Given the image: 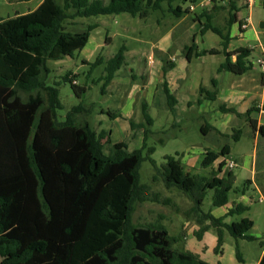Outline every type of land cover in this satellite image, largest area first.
I'll use <instances>...</instances> for the list:
<instances>
[{"label":"trees","instance_id":"16d2710c","mask_svg":"<svg viewBox=\"0 0 264 264\" xmlns=\"http://www.w3.org/2000/svg\"><path fill=\"white\" fill-rule=\"evenodd\" d=\"M163 1L43 0L33 11L0 15V264H212L197 253L175 247L182 236L170 234L161 221H133L137 202L161 201L159 193L151 192V186L140 181L145 160L156 171L154 180H161L167 188L176 187L194 201L188 214L200 223L209 221L195 232L196 236L201 239L214 228L216 252L222 251L226 232L236 240L256 239L247 234L254 225L252 219L225 221L248 207L239 203L220 217L203 208L209 189L213 190V207L230 200L235 175L231 171L220 175L224 160L210 176L191 174L173 155H166L165 162L157 164L152 157L155 147L148 143L154 118L146 103L142 106L144 122H131L132 128L144 131L142 147L134 150H129L125 141L113 143L106 130L97 132L88 118L78 122L76 115L84 109L82 105L74 106L65 121L57 118L62 103L59 89L48 85L49 61L73 56L87 45L99 24L80 19L122 13L142 17ZM184 11L181 6L174 7L176 14ZM202 16L211 17L209 13ZM206 30L222 35L210 23L203 24L201 31ZM227 45L225 38L222 49L198 50L193 43L184 53L191 60L193 56L222 52L226 60L218 70L244 74L252 66V49L228 51ZM126 52L122 45L107 62L101 56L92 64L95 68L106 62L102 91L126 64ZM173 66L169 64L164 72ZM71 74L67 71L64 81L78 96L85 94V86L73 83ZM212 82L215 84L214 79ZM164 88L172 110L177 100L167 82ZM20 91H36L37 95L24 100ZM203 91L211 99L217 96L216 91L201 87ZM223 110L240 115L233 107ZM107 113L112 119L121 116ZM260 132L264 135V125ZM240 133L241 129H236L235 140ZM106 144L110 145L109 153L104 151ZM229 152L228 144L219 152L208 149L202 166H211ZM162 202L169 203L170 199ZM261 244L264 247L263 241ZM237 258L242 261L239 249ZM258 264H264V253Z\"/></svg>","mask_w":264,"mask_h":264},{"label":"rangeland","instance_id":"374dc122","mask_svg":"<svg viewBox=\"0 0 264 264\" xmlns=\"http://www.w3.org/2000/svg\"><path fill=\"white\" fill-rule=\"evenodd\" d=\"M36 1L0 0V15L8 17L15 16L18 10L28 11V9L35 6ZM103 1L107 3L109 0ZM225 2V5H227L229 0H225ZM172 3L174 7L180 4L184 9L192 4H195L196 7L193 11L186 12V18L182 21L181 18L169 11L170 2L168 0L162 2L164 11H151L145 18L133 17L128 13H122L99 15L91 17V19H80L84 23L99 24L92 31L87 45L83 49L76 51L73 56L49 61L51 73L49 74L48 85L59 89V97L62 103V108L57 110L58 120L65 121L68 112L74 106L82 105L84 109L76 115L78 122H82L84 117L88 118L92 128L97 132L101 130L111 132L113 143L125 141L131 150L141 148L144 141V131L139 128L134 129L131 126V122L136 124L144 122L141 104L136 102L138 95L143 93L138 84H144L150 75L153 77L159 75V81L162 83L160 70H156L158 68L155 69L154 65H150L148 61L149 56L153 55V53L155 57L161 54L158 46L165 40L171 43L170 48L165 49V54L168 55L170 52L169 54L176 58L174 68L168 73L172 78L184 79L188 77L189 79L199 80L203 84L211 85L212 79L216 77L219 80L217 87L219 93H221L223 87L228 88L233 80L241 79L240 76L238 77L231 72H217L219 65L224 61L223 55L208 54L199 58L192 57L193 60L191 62L187 61L182 48L184 45L190 46L193 44V35L196 32H198L196 43L200 50L212 47L219 48L221 47L219 44L222 39L212 31H208L203 35L199 22H193L192 18L195 15L202 12L203 9L211 8L209 5H205L206 0H173ZM219 5L221 6L222 2ZM247 11L242 9L240 16H246ZM252 16L253 27L261 31V39L238 37L233 39L232 45L234 47L241 45L255 47V51L249 58L253 63L251 72L256 75L255 78L258 80L256 91L259 96L262 88L263 71L257 64V59L261 56L260 45L264 48V30L260 28V22L264 21L263 4L258 3L255 5ZM189 25L191 26L189 27ZM188 27L190 29L189 33L186 32ZM169 30H172L173 33L163 39L164 33L166 34ZM107 37H110V39L106 43ZM94 43L101 46L90 52L95 46ZM122 45L126 46L127 49V62L118 71L117 76L114 77V90L118 91L119 95L123 93L124 98L126 93H128L125 99L122 96H111V93L102 91L103 80H101V77L105 74L104 68L107 59L112 57ZM101 56L106 59V62L94 68L92 64ZM69 70L72 72L70 77L73 79V83L85 86L87 89L85 94L78 96L74 93L71 84L64 81V75ZM143 77H146V79ZM121 82L129 83L128 91ZM186 85L190 88L189 80ZM188 94L193 98L192 93ZM19 95L24 100H28L29 98H34L37 93L36 91H20ZM212 102L216 106V110L213 111L214 115L211 118L206 117L205 120L214 125V131L208 134L200 129L201 122H203L200 118L196 116L190 118V115L186 116L187 121L185 119L179 121L178 115L174 112L172 113L167 108V105L163 107L161 105H152L149 113L154 118V125L151 127L152 133L149 134L148 140L149 145L155 147L152 157L158 165H161L165 162L166 155H173L181 159L186 170L191 174L210 176L213 172L212 169H205L201 166L196 168L197 155L206 148L219 151L224 144H229L231 152L230 155L225 156V161L228 162L229 159H233L237 162V166L232 170L224 168V171L228 173H222V175H228L230 171H234L236 176L234 190L230 192V203L236 200L249 206L247 212L242 215H235L233 220H240L243 217L251 218L256 223L254 230H251V234L260 238L240 241L226 232L222 251L216 252L217 233L215 229L210 228L201 239L196 236L195 232L200 226L196 223V217L188 214V211L194 206V201L175 187H165L161 180L153 181L154 168L149 160H145L141 164L140 181L148 183L151 186V192L159 193L161 201L147 200L137 202L132 218L135 223L139 224L161 221L169 228L170 234L182 236L179 244H175V247H180V243H182L184 250L197 253L202 259L212 262V264H256L262 251L261 242H264V135L258 132V135L255 136L254 127L249 120L244 119V116L239 117L235 115L236 113L231 114L221 109V100L214 99ZM135 104L136 106L134 107ZM109 109L118 111L122 115L124 114L123 119H112L107 113ZM230 115H232L233 119L230 118L225 122V116ZM217 119L225 122V125H217L215 123ZM261 121L264 123V118ZM236 129H241L240 137L237 141L234 139ZM217 131L221 134H217ZM109 150L110 145L106 144L105 153H109ZM221 158L223 159V157ZM254 158L257 161L256 171L253 170L252 165ZM215 166H217V162ZM192 167L195 169H192ZM253 172H256L255 176ZM254 178L256 183L259 184V188L252 185L243 191L247 180H254ZM212 195L213 190L209 189L203 208L205 211L211 210L213 215L218 216L225 210L222 207L212 206ZM165 198H169L170 202H162V199ZM237 249L240 251L242 261L237 258Z\"/></svg>","mask_w":264,"mask_h":264},{"label":"crops","instance_id":"0c3cea01","mask_svg":"<svg viewBox=\"0 0 264 264\" xmlns=\"http://www.w3.org/2000/svg\"><path fill=\"white\" fill-rule=\"evenodd\" d=\"M29 1H31V0H29ZM21 2H24V1H21ZM42 2H43V0H37L35 6L33 8L28 9V11H25L23 9L22 10H18V11H16V14H18V13L22 14V13H27V12L33 11ZM220 2H222L221 6L219 5ZM225 3H226L225 0H206L205 5L206 6L209 5V7H211V8L210 9H208V8L207 9H203L202 12H200L197 15H195V17L192 18L194 20L193 22H199V24L201 25V27H200L201 29H202L204 23H210L211 25H213L214 27H218L222 31V35H219V34L215 33L212 30H206L205 32L201 31L203 35H205L208 31H212V32H214L215 34H217V35H219L221 37L222 40H221V42L219 44V46H221V47H219V48L212 47V48L222 49V41L225 38L227 40V42H228V45H227V50L228 51H234V50H236L239 47H248V48L252 49V52H251V55H252L253 52L255 51V47H253V46L252 47H250V46H242V45L238 46V47H234L232 45V41H233V39H236L238 37L239 38L255 37L258 40L261 39V31H258L256 29H254V27H253V18H252L253 16H252V13H254L255 5H257L258 3L263 4V0H240V1L229 0V3H228L229 6H228V4L225 5ZM178 6H181L182 10H187L186 12H191L196 7L195 4H192L191 6L185 8V9L180 4L177 5V7ZM242 9L248 10L246 16H244V17L240 16V11ZM158 10L160 12L164 11V8H163L162 4H161V6L158 9L151 8L150 10H148V13L145 16H142V17L138 16V17L145 18V17L148 16V14L151 11L155 12V11H158ZM169 11L172 12L174 15L178 16V18H181V21L185 20V18H186V15H185L186 12L185 11L182 12V13L180 12L179 14H176L174 12L173 3L169 4ZM204 13H209L211 15V17L207 18L206 16H202ZM244 22H248V25L245 28L242 27V23H244ZM191 25H189V27ZM189 27H188V29L186 31L187 33H189V31H190ZM262 30H264V29H262ZM171 33H173L172 30H169L166 34L164 33L165 36H164L163 39H165V37L169 36ZM197 34H198V32H196L193 35V43H195L196 45H197V43H196ZM108 39H110V37H108ZM107 41L108 40H106V43H107ZM94 44H95V46L93 47L92 50H90V52H93V50L95 48H97V47L99 48L101 46L100 44H97V43H94ZM170 44L171 43L169 41H167V40L162 41L159 44V46H158V50H159V52L161 54L155 57L154 56L155 54L153 53V55L149 56L148 63L150 65L153 64L155 69L158 68L156 70H160L161 75H162V78H161L162 83L159 81V75H156V76L154 75L155 77L150 75L149 78L147 79V81L144 84H138L140 86L139 88L142 89L143 93H142V95H140V94L138 95L136 102L141 104V108H142L144 103H146L148 105V110L149 111H150V108H151L152 105H161L162 107L164 105H167V108H169L168 104H167V96H166V92H165V88H164V83L167 82V85H168V88H169L170 92L175 96V98L177 100L176 105L173 107V109L170 110V108H169V110L172 113L174 112L175 114L178 115L179 121L183 120V119L186 120V116H190L191 115L190 118H193L194 116H196V117L200 118V120H203V122H201V126H200V129H201L202 132H204L206 134H208L210 132H213L214 131V125L210 124L205 119H206V117H210L211 118L214 115L213 111L216 110L215 109L216 106L214 105V103L212 101H214V99L215 100L218 99V100H221V102H222L221 105H220L221 109H223V107H226V108L233 107L240 113V115H237V114L234 113L236 116H239V117H243L244 116L245 120H249V119L254 120L255 123H256V126L253 125L250 122V120H249V122L254 127V129L256 131L255 136L258 135V132L261 133L260 132V127L264 125V123H262V121H261V119L264 118V104H263V100H264V71L262 70V68H261V70L263 71L262 80H261V87L262 88H261V93H260L259 96H258V93L256 91V89L258 88V84H257L258 80L255 78L256 75L251 72L252 69H253V63L250 60V58H249V61H251V63H252L251 68L247 72L242 74V75H236V74L233 73L234 75H236L238 77L240 76L241 79L233 80L228 88H224L223 87V90L221 91V93H219V90L217 89L218 84H219V80L216 77L213 78L215 80V84L213 82H211V85H207V84H203V83L199 82V80L189 79L188 77H185L184 79L183 78L179 79V78H172L171 76H169L168 73H169V71L171 69L174 68V66H175L174 62L176 61L175 56H173L172 54H169L170 52L168 53V55L165 54V49L170 48V46H171ZM187 46H189V45H186V46L184 45V47L182 48V51H184V49ZM197 48H198V46H197ZM212 48H207V49H212ZM198 50H200V49H198ZM259 51H261V56H262L264 54V48H263L262 45H260ZM206 55H208V54H206ZM206 55H203V56H206ZM210 55H223L224 56V61L226 60V56L222 52L221 53L210 54ZM193 57L194 58H199V57H202V56H193ZM232 59H233V61H235L236 60V55H233ZM192 60L193 59H191V60L187 59L188 62H191ZM224 61H222L221 63H223ZM169 64H173L174 66L171 67L170 69H168L166 72H164V68L167 67ZM217 72L221 73L223 71L217 70ZM143 78L146 79V77H143ZM188 80H189L190 88L186 85V83H188ZM114 82H115V79H113L108 84V86L105 88L106 89L105 92L107 91L108 93H111L112 94L111 96L118 95L119 97H121V96L123 97L124 96L123 93H120V95H119L118 91L116 92V90H114V86H115ZM122 84L125 86L126 89L128 88V84L129 83L125 82V83H122ZM201 87H203L204 89H206V90H208L210 92L216 91L217 92L216 98L211 99L208 96H206V91L200 92V88ZM128 89H127V91H128ZM112 91H115V92H112ZM188 93H190V94L192 93L191 95H193V98H191V96H189ZM127 96H128V93H126V97ZM259 97H260V99H259ZM150 99H151V102H150ZM135 106H136V104L134 105V107ZM104 111H106V110H104ZM104 111H103V113H105ZM107 111H112V110L109 109ZM248 111H249V115L246 114ZM112 112H115L116 114L121 115L120 117H117V118H122L123 119L124 114L122 115V113H120V112L118 113V111H114V110ZM142 112H143V110H142ZM257 112H258V115H257ZM228 113L233 114V112H228ZM117 118H115V119H117ZM225 118H226V120H225V122H226L227 120L232 118V115L225 116ZM225 122L220 121L219 119H217V121H215V123H217V125H219V126L225 125ZM217 134H221V133H219L217 131ZM110 137H111V132H110ZM239 137H240V135H239ZM239 137L237 138L238 140H239ZM225 145H227V144H224L223 147ZM128 147H129V145H128ZM208 149L209 148H206L204 151H202L201 153H199L197 155L196 162H195L196 163V168L198 166L203 167L202 166V161H203V159L205 157V153H206V151ZM129 150H131V149L129 148ZM209 150H211V149H209ZM221 150H219V151H221ZM213 151L219 152V151H216V150H213ZM230 152H231V147H230ZM230 152H229L228 155H230ZM221 157H223V159ZM223 160L225 161V156H220L211 166L203 167V168H205V169L209 168V169H212L213 171H215V170L218 169L220 162H222ZM229 160H233V159H229ZM233 161H235V160H233ZM216 162H217V166H215ZM252 165H253V170L256 171V169H257V161H255V158H254V161L252 162ZM188 167H190V166H188ZM224 168H228V167L225 165ZM224 168H223V171L220 174L221 176H222L223 172H225V173L227 172V171H224ZM192 169H195V168L192 167ZM228 170H230V169L228 168ZM231 172L234 174V171H231ZM155 173H156V171L154 169V174H153V177H152L153 181H156V180H154ZM253 174L255 176L256 172H253ZM225 176H227V174H225ZM235 178H236V176H235ZM247 181H248L247 187H250V186L254 185L256 188H259V184L256 183V179L255 178H254V180H247ZM239 203L244 205V206H246V207H248V209L245 212H247L249 210V206H247V205H245V204H243L241 202H238L236 200H234L232 203H230V200H229V202L227 204L219 207V208L222 207L223 210H225V212L222 211V213L219 214V215L225 216L229 212V210L231 208L235 207V205H237ZM245 212H243V213H245ZM243 213L235 214V215H242ZM219 215L217 217H219ZM235 215L228 216L225 219V221L226 222H232ZM196 223L201 227L203 225L209 224V221L204 222V223H200V222H198L196 220ZM182 224H183V222H182ZM255 226H256V223L254 221L253 227L250 230H248V232H247L248 235L254 236L253 234H251V230H254ZM168 230H169V228H168ZM208 231H206L204 233L203 237L205 236V234ZM169 232H170V230H169ZM254 237L255 238H260L258 236H254ZM239 240L242 241V240H246V239H239ZM179 242H180V240L177 243L179 244ZM216 243H217V239H216ZM180 244H181L180 247H177V248L184 250V248H182L183 247L182 243H180ZM263 253H264V247L262 246V251H261V254H260V258H259V260L257 261L256 264L259 263Z\"/></svg>","mask_w":264,"mask_h":264},{"label":"built area","instance_id":"2783aa9c","mask_svg":"<svg viewBox=\"0 0 264 264\" xmlns=\"http://www.w3.org/2000/svg\"><path fill=\"white\" fill-rule=\"evenodd\" d=\"M247 25H248V22L242 23L243 28L247 27ZM257 64L264 71V54L257 59ZM225 164L230 170H232L237 165V163L233 160H229L228 162L225 161Z\"/></svg>","mask_w":264,"mask_h":264},{"label":"water","instance_id":"95a60500","mask_svg":"<svg viewBox=\"0 0 264 264\" xmlns=\"http://www.w3.org/2000/svg\"><path fill=\"white\" fill-rule=\"evenodd\" d=\"M260 28H261V29H264V21H262V22L260 23Z\"/></svg>","mask_w":264,"mask_h":264}]
</instances>
